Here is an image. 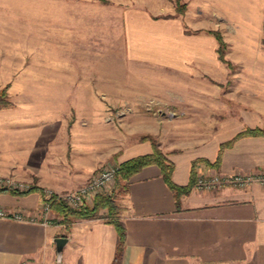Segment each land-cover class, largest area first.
<instances>
[{"label":"crops","instance_id":"crops-1","mask_svg":"<svg viewBox=\"0 0 264 264\" xmlns=\"http://www.w3.org/2000/svg\"><path fill=\"white\" fill-rule=\"evenodd\" d=\"M204 18L201 7L195 10L190 4L184 17L154 19L146 10L135 8L126 19L129 64L139 71H169L171 89L167 93L185 94L183 102L189 110L210 108L212 130L207 137H194L188 129L190 140L197 143L168 149L159 140L162 132L154 134L175 165L173 180L179 185L190 182L194 160L213 163L223 142L247 127L264 130V55L251 57L256 62L252 66L254 83L237 91L243 96L231 102L235 107H228L220 96L211 103L212 87L207 82L223 67L215 37L205 32L210 27ZM185 24L201 32L187 33ZM256 30L262 36L263 24ZM146 77L140 72V83ZM180 79H185L182 84L187 83V90L179 85ZM58 91L81 93L82 86H63ZM38 114L8 117L0 110V174L33 181L40 190L62 193L77 189L92 176L97 159H85V153L66 149V112L52 108L45 117ZM196 122L189 120L186 125ZM139 134V138L131 132L126 135L127 143L116 157L118 164L153 151L152 141ZM258 170H264V135L238 139L223 151L220 166L200 162L196 176ZM40 190L0 193V210L25 216L23 220L0 217V264H113L119 236L115 226L104 219H78L66 228L62 216L52 210L49 225L29 220L41 211ZM119 201L120 220L126 228L121 264H264V185L215 190L194 186L182 197L178 212L160 168L149 165L130 178ZM60 236L68 241L58 261L55 239Z\"/></svg>","mask_w":264,"mask_h":264},{"label":"rangeland","instance_id":"rangeland-1","mask_svg":"<svg viewBox=\"0 0 264 264\" xmlns=\"http://www.w3.org/2000/svg\"><path fill=\"white\" fill-rule=\"evenodd\" d=\"M190 4L195 10L201 7L210 27L205 32L218 43V58L214 32L226 43V61L219 58L223 70L213 72L207 82L211 103L221 97L228 107H235L231 102L243 96L237 91L254 83L256 62L251 57L264 55V28L262 36L256 32L264 26V0H0V94L4 91L9 101L0 110L20 118L35 111L42 118L52 108L66 112V149L97 159L92 175L118 164L116 157L130 132L136 138L142 133L143 139L151 138L159 146L154 134L160 131L159 140L168 149L197 143L190 140L188 129L194 137H207L212 130L210 108L189 110L185 94L166 92L171 89L169 71H139L126 58L129 11L146 10L154 19L176 18L184 17ZM186 25L187 33L201 32ZM140 72L147 76L141 83ZM182 80L179 85L187 90ZM63 86H82V92H59ZM193 119L199 123L187 126ZM0 177L38 188L11 174ZM117 181L118 175L112 190L97 194L90 205L98 195L112 193L121 205L125 189ZM100 214H107V209Z\"/></svg>","mask_w":264,"mask_h":264},{"label":"trees","instance_id":"trees-1","mask_svg":"<svg viewBox=\"0 0 264 264\" xmlns=\"http://www.w3.org/2000/svg\"><path fill=\"white\" fill-rule=\"evenodd\" d=\"M264 28V26H263ZM211 32V30H210ZM215 36L218 38L219 41V58L222 61H226L224 57V48L226 46L225 41L223 40L222 36L218 32H214ZM264 42V41H263ZM5 92H1L0 94V108L9 105V101L5 99ZM257 135H264V130L260 128H250L247 127L243 131L236 134L232 139L223 142L220 145L218 157L215 162L210 163L206 159H196L192 163V172H191V178L190 182L187 185H179L173 180V173L175 169L174 163L168 158L167 154L164 153L157 143L148 137H145L144 139H148L152 141L153 144V151L148 154H143L136 156L134 158H131L123 163L120 164L119 170H118V184L123 186L125 191L128 189V181L130 178L141 171L144 167L149 165H157L160 170L162 177L170 190L174 194L175 198V205H176V211H181V205H182V197L184 195L190 194L193 187L195 186L197 176H196V170L197 165L200 162H207L210 165H213L215 167L220 166L222 154L223 151L226 148L231 147L238 139L246 136H257ZM34 190H40L36 187H33L32 190L26 191V192H17V191H11V193L14 194H26ZM43 196V189L40 190ZM3 192H9L7 189H0V193ZM52 210H56L59 215L62 216L61 222L65 225L66 228H70L72 224L78 220V219H104L106 222L111 223L115 226L118 236H119V243L118 248L116 252V256L114 258L113 264H121L122 255L124 253V247L126 244V228L123 225L122 221L120 220V213L122 211L121 205L117 202V198L112 193L111 195H98L95 198V201L93 205H86L79 209H72L68 206H66L63 202L57 201L55 198H52L51 200ZM102 209H107V214L102 215L100 214V211Z\"/></svg>","mask_w":264,"mask_h":264},{"label":"built area","instance_id":"built-area-1","mask_svg":"<svg viewBox=\"0 0 264 264\" xmlns=\"http://www.w3.org/2000/svg\"><path fill=\"white\" fill-rule=\"evenodd\" d=\"M120 165H109L99 169L93 174L87 182L77 189L57 193L52 189H43V202L41 211L38 216H33L29 220L32 222H39L43 225L51 224V217L49 213L52 211L51 199L55 198L57 201L63 202L66 206L72 209H79L83 206L90 205L93 198L101 193H108L115 185V180L118 175ZM264 185V170L241 172L235 171L228 174L217 175H201L197 176L195 186L199 189L215 190L226 186H234L238 188H246L252 184ZM34 185L17 181L11 178L0 177V189H7L17 192H26L32 190ZM0 217H9L17 220L25 219L23 213L20 212H6L0 210Z\"/></svg>","mask_w":264,"mask_h":264},{"label":"water","instance_id":"water-1","mask_svg":"<svg viewBox=\"0 0 264 264\" xmlns=\"http://www.w3.org/2000/svg\"><path fill=\"white\" fill-rule=\"evenodd\" d=\"M67 241H68V238L64 236H60L55 239L58 261L61 260V257L63 254V248H64V245L67 243Z\"/></svg>","mask_w":264,"mask_h":264}]
</instances>
